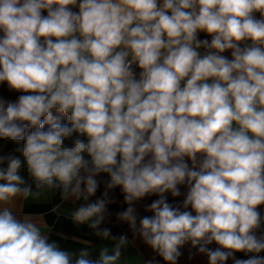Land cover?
I'll list each match as a JSON object with an SVG mask.
<instances>
[{
    "label": "clouds",
    "instance_id": "1",
    "mask_svg": "<svg viewBox=\"0 0 264 264\" xmlns=\"http://www.w3.org/2000/svg\"><path fill=\"white\" fill-rule=\"evenodd\" d=\"M0 32V83L33 93L0 97V138L15 145L0 146V264H117L127 243L93 259L17 218L15 200L40 195L25 165L62 199L87 201L107 174L73 220L98 229L119 187L120 218L167 264L189 241L208 264H264V0H0ZM150 195L137 228L133 202Z\"/></svg>",
    "mask_w": 264,
    "mask_h": 264
},
{
    "label": "crops",
    "instance_id": "2",
    "mask_svg": "<svg viewBox=\"0 0 264 264\" xmlns=\"http://www.w3.org/2000/svg\"><path fill=\"white\" fill-rule=\"evenodd\" d=\"M0 146H3V152H11L15 147L4 139L0 140ZM21 175L32 184L33 193L39 192L40 195L17 198L11 206L17 218L32 219L49 242L55 241L61 249L69 252L78 254L81 249L87 248L93 259L98 258L103 247L112 252L118 238L97 237L95 229L89 227L90 222L79 224L73 220L72 214L81 206L79 200L75 197L62 199L60 190L36 189L35 182L28 177L26 165ZM121 253L117 264H147L140 254L138 243L133 239H127V243L121 247Z\"/></svg>",
    "mask_w": 264,
    "mask_h": 264
},
{
    "label": "trees",
    "instance_id": "3",
    "mask_svg": "<svg viewBox=\"0 0 264 264\" xmlns=\"http://www.w3.org/2000/svg\"><path fill=\"white\" fill-rule=\"evenodd\" d=\"M75 11H78V7L74 8ZM43 15H47L46 10L42 13ZM255 16L257 19L260 18L259 13H255ZM3 33L0 32V36H2ZM199 39H208L209 42L211 41V36L204 32L198 33ZM247 43H250L247 42ZM222 55H225L229 59H231V50L225 51ZM33 93H24L21 91L16 90H10L8 87L7 82L0 83V97H2L6 101H13L15 102L20 95H28ZM52 115L57 117L59 121L62 124H69L68 115L67 114H60L56 109L52 110ZM43 119V118H42ZM49 125L45 123V130ZM3 138H0L2 140ZM199 155V154H198ZM189 165H191V161L188 160V158H185ZM100 181V187L98 188L95 195L90 196L87 201H85L83 198L79 199V203L82 205H86L87 203H91L96 201L97 199L102 198L103 193L105 191V184L104 181H107L109 177L105 173H101L97 177ZM181 192V196L179 197H172L171 193H165L164 195L167 197V200L169 203L177 204L182 203L187 191L188 187L187 185H179L178 186ZM108 199L110 200V203L106 205V212H105V218L102 221V223L99 225L98 229H95V233L101 229H109L111 235L109 237H116L119 238L121 235H124L127 237V239H133L138 242L139 251L144 259V261L148 264L149 261H152L153 264H167L163 260L161 256L158 255L157 252H155L149 245H147L143 238L139 236L138 233H136L131 227L130 224L127 221H124L120 218L119 214L122 213L129 207V205L124 201V194L122 193V190L119 187H116L115 189L108 190ZM155 199H159L158 195H150L142 198L139 201L133 202L132 207L135 208V214L137 216V228H139V219L143 216H151L153 213L150 211H147L146 208L152 201ZM190 210V209H189ZM260 214L262 217H264V205H260L258 208ZM195 214V213H193ZM264 233V223H262L261 228L257 230V235H260ZM97 237H102L98 236ZM210 248L218 247L214 242L210 245H208ZM180 251L182 255L178 258L177 264H208V258L206 254L199 253L198 247H193L191 245V242H186L181 248ZM237 258L240 259H247L251 255H255L254 253L245 254L244 252H237L235 253ZM260 256H264V252L259 253ZM225 264H233L232 259L230 258L228 261L225 262Z\"/></svg>",
    "mask_w": 264,
    "mask_h": 264
},
{
    "label": "built area",
    "instance_id": "4",
    "mask_svg": "<svg viewBox=\"0 0 264 264\" xmlns=\"http://www.w3.org/2000/svg\"><path fill=\"white\" fill-rule=\"evenodd\" d=\"M201 51H203V50L201 49ZM129 59H131V57H129ZM133 69H134V71L136 73V77L138 79L139 78V73H140L141 69H139V67H138L137 64H133Z\"/></svg>",
    "mask_w": 264,
    "mask_h": 264
},
{
    "label": "rangeland",
    "instance_id": "5",
    "mask_svg": "<svg viewBox=\"0 0 264 264\" xmlns=\"http://www.w3.org/2000/svg\"><path fill=\"white\" fill-rule=\"evenodd\" d=\"M137 242V241H136ZM138 243V242H137Z\"/></svg>",
    "mask_w": 264,
    "mask_h": 264
}]
</instances>
